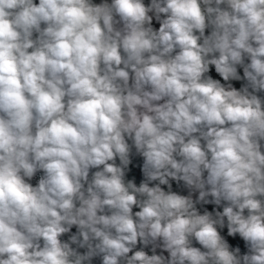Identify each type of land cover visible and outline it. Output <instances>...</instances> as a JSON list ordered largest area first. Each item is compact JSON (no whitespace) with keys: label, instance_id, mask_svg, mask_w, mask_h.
Segmentation results:
<instances>
[{"label":"clouds","instance_id":"1","mask_svg":"<svg viewBox=\"0 0 264 264\" xmlns=\"http://www.w3.org/2000/svg\"><path fill=\"white\" fill-rule=\"evenodd\" d=\"M0 264H264V0H0Z\"/></svg>","mask_w":264,"mask_h":264}]
</instances>
